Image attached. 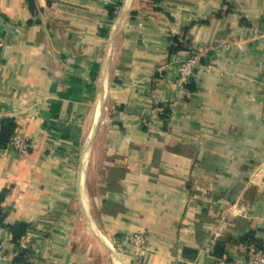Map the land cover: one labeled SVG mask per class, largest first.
I'll return each instance as SVG.
<instances>
[{"label":"crops","instance_id":"0c3cea01","mask_svg":"<svg viewBox=\"0 0 264 264\" xmlns=\"http://www.w3.org/2000/svg\"><path fill=\"white\" fill-rule=\"evenodd\" d=\"M32 1L0 0V125L28 143L0 146V264H244L264 239V0ZM191 45L214 67L181 81Z\"/></svg>","mask_w":264,"mask_h":264},{"label":"built area","instance_id":"2783aa9c","mask_svg":"<svg viewBox=\"0 0 264 264\" xmlns=\"http://www.w3.org/2000/svg\"><path fill=\"white\" fill-rule=\"evenodd\" d=\"M211 49L191 45L185 56L177 57L172 61L174 75L181 81H187L194 78L199 69H213ZM7 146L19 153L26 152L28 149V143L18 130L13 132ZM131 241L138 252H144L146 236L143 231L134 232ZM244 264H264V248L258 246L255 240L247 244Z\"/></svg>","mask_w":264,"mask_h":264},{"label":"trees","instance_id":"16d2710c","mask_svg":"<svg viewBox=\"0 0 264 264\" xmlns=\"http://www.w3.org/2000/svg\"><path fill=\"white\" fill-rule=\"evenodd\" d=\"M29 2L32 4L33 1L29 0ZM179 47V46H178ZM177 48V47H176ZM16 128V121L13 117H5L1 121L0 125V146H5L8 143V140L10 139L11 135L15 131ZM3 196V192L0 194V199ZM26 224L22 223L20 224L17 228L9 226L12 233H13V238L16 240L24 234L26 230ZM246 238L250 240H254L253 237V231L248 233L246 236L242 237V240H246ZM255 242L257 243L258 246H261L264 248V239H255ZM218 253V251H216Z\"/></svg>","mask_w":264,"mask_h":264},{"label":"bare ground","instance_id":"6f19581e","mask_svg":"<svg viewBox=\"0 0 264 264\" xmlns=\"http://www.w3.org/2000/svg\"><path fill=\"white\" fill-rule=\"evenodd\" d=\"M86 199H87V196H86ZM86 199H85V201H86ZM86 203V202H85ZM116 259V258H115ZM116 264H120L119 262H117Z\"/></svg>","mask_w":264,"mask_h":264}]
</instances>
